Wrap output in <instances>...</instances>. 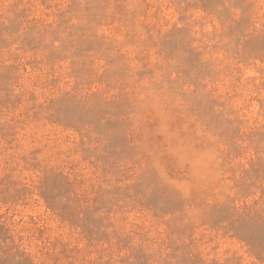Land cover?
I'll use <instances>...</instances> for the list:
<instances>
[{"label": "rangeland", "instance_id": "rangeland-1", "mask_svg": "<svg viewBox=\"0 0 264 264\" xmlns=\"http://www.w3.org/2000/svg\"><path fill=\"white\" fill-rule=\"evenodd\" d=\"M0 264H264V0H0Z\"/></svg>", "mask_w": 264, "mask_h": 264}]
</instances>
